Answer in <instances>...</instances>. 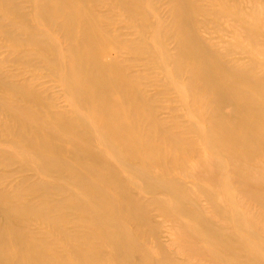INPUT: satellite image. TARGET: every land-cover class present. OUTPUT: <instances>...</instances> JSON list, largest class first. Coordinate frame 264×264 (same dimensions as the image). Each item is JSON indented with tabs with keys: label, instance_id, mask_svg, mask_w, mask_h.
Segmentation results:
<instances>
[{
	"label": "bare ground",
	"instance_id": "6f19581e",
	"mask_svg": "<svg viewBox=\"0 0 264 264\" xmlns=\"http://www.w3.org/2000/svg\"><path fill=\"white\" fill-rule=\"evenodd\" d=\"M28 1L40 24L28 30L22 5L0 0L12 14L0 33L38 45L71 107L1 80L0 157L21 159L39 181L0 182V264H264V13L253 10L264 0H209L210 11L170 0L169 19L159 0H106L138 41L148 30L140 45L177 90L179 117L160 116L119 57L128 45L108 34L101 0Z\"/></svg>",
	"mask_w": 264,
	"mask_h": 264
},
{
	"label": "rangeland",
	"instance_id": "374dc122",
	"mask_svg": "<svg viewBox=\"0 0 264 264\" xmlns=\"http://www.w3.org/2000/svg\"><path fill=\"white\" fill-rule=\"evenodd\" d=\"M16 1L20 5H22V12L25 13L28 17V30H32L35 25H39L40 19L46 17L43 16L41 12H37L35 10V5L32 2H29L28 0H15V2ZM200 1L201 3L199 5L202 8L209 11L212 10V3L209 0ZM98 3H100L101 5L100 9L102 13V23L106 22L109 24V22H113L112 28H107L108 34L117 35L120 42L127 43L128 45L126 50L120 52L119 57L123 59L124 64L129 67V72H132L134 74V77L139 78L140 84L147 91L146 93L148 94V96L154 100L156 104L155 107L159 108V115L166 116L168 111L173 112L175 115H177V117H179V115H183L184 110L180 108V101L178 98L177 90L168 89L166 87V83L163 79V74L161 73L160 69H155L153 67V56L148 47L143 48V46L140 45L141 43L145 44V42L138 41L141 36V31H138L137 28L131 23L122 26V24H120L122 16L119 14H112V12L109 14L111 8L106 5L109 4L108 2H106V0H101ZM170 3V0H159L156 3V5L159 6L160 14L162 16H165V19H169V13L171 11ZM253 10L258 14L264 13V8H261L260 6L256 7V9L253 7ZM10 17H12V14L8 12V10H0V32H5L12 27V23H10ZM200 18L202 17L200 16ZM205 18H208L207 15L205 16ZM134 23H139V19L134 20ZM219 23H222V21H217V23L214 24V27L217 28L219 26ZM216 28L213 32L209 33L213 41H215V37L217 38V36L220 34L218 32V29ZM21 31L22 30L19 28H17L16 30L14 29V33L17 34V37L19 36ZM144 33L146 34V43L150 44V34L148 30L145 29ZM225 37L229 38V36L227 35H225ZM14 40L15 39L13 38L12 34L1 35L0 33V85H3L2 81L12 83L16 82L24 85L25 81H28L31 88L41 94L47 101L52 102L57 108L63 109L64 111H69V108L71 107L69 101L70 98L61 81V77L55 73V68L47 58L39 59L37 53L40 52V49L38 45L17 46L18 44ZM168 43L171 47H174L175 45L174 41H171L170 39L168 40ZM16 46L18 49L14 48ZM27 50H31L32 54L28 56L23 55V53ZM238 50L239 48L237 45L232 44L229 47L230 53H234ZM231 57L232 56H230V58ZM240 61L245 63L247 62V59L243 55L240 58ZM225 110L227 111L229 110V108L227 107L225 108ZM69 113L72 112L70 111ZM0 114H2V111H0ZM3 133L4 132H2L1 135ZM2 138L7 139L5 135L0 136V141L2 143H6L7 141ZM0 159H3L0 162V182L2 184L7 183L6 185H4V187L15 185L20 181L22 177L28 178V181L31 183L39 181V176L37 175V173L29 169L28 167H24V163H22L21 159L16 158L17 160H14V163H8L10 165L4 164L6 160L3 157H0ZM9 173L10 175H7ZM2 184H0V187H2ZM37 194L39 196L49 195V199H55L57 197L56 193L48 192L43 187L38 190ZM20 196L25 197L27 195L21 194ZM151 211H155L154 207L153 209H151ZM65 212L68 215L69 219L76 217L75 213H73L69 208H65ZM12 219L14 222L13 225H15V219ZM30 223V227L34 230H37L38 233H36L40 235L39 237H42L45 231L44 229L43 233L40 232L43 223L38 219H35V221L31 220ZM164 225L167 226V228H165V231L163 232V239L165 241H169L172 238L170 229L168 228L170 222L164 220ZM3 228L4 225L0 222V229Z\"/></svg>",
	"mask_w": 264,
	"mask_h": 264
}]
</instances>
